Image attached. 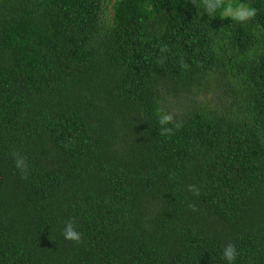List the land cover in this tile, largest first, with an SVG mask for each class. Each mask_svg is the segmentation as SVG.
<instances>
[{"label": "trees", "instance_id": "16d2710c", "mask_svg": "<svg viewBox=\"0 0 264 264\" xmlns=\"http://www.w3.org/2000/svg\"><path fill=\"white\" fill-rule=\"evenodd\" d=\"M248 2L241 26L192 0H114L111 19L104 0H0V264H225L228 243L264 264V0ZM158 106L182 124L169 137Z\"/></svg>", "mask_w": 264, "mask_h": 264}, {"label": "clouds", "instance_id": "9594fccd", "mask_svg": "<svg viewBox=\"0 0 264 264\" xmlns=\"http://www.w3.org/2000/svg\"><path fill=\"white\" fill-rule=\"evenodd\" d=\"M194 7L198 11V16L202 17L204 14L211 19L217 17L221 20H229L233 24L246 26L257 16V9L248 2V0H192ZM149 13H152L153 6L147 3L145 6ZM256 39L264 41V27L257 25ZM167 52V48H161V55ZM155 117L159 124V135L169 137L174 134V129L179 130L182 124L176 123L172 115L168 113L163 107L158 106L155 111ZM172 125V127H169ZM13 160L15 168L24 178L30 174V166L26 157L17 153H13ZM189 191L196 192L198 190L195 186H189ZM193 211H196L195 206H191ZM62 235L64 239L79 243L81 241V233L76 230V225L73 220L65 221ZM240 253L234 243H228L221 251V259L225 264H238Z\"/></svg>", "mask_w": 264, "mask_h": 264}, {"label": "rangeland", "instance_id": "374dc122", "mask_svg": "<svg viewBox=\"0 0 264 264\" xmlns=\"http://www.w3.org/2000/svg\"><path fill=\"white\" fill-rule=\"evenodd\" d=\"M106 16L111 19L113 16L114 0H104Z\"/></svg>", "mask_w": 264, "mask_h": 264}]
</instances>
